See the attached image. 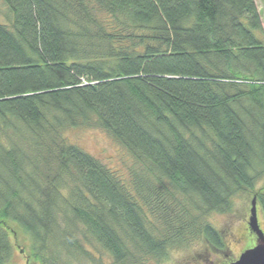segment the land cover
Here are the masks:
<instances>
[{"label": "trees", "instance_id": "1", "mask_svg": "<svg viewBox=\"0 0 264 264\" xmlns=\"http://www.w3.org/2000/svg\"><path fill=\"white\" fill-rule=\"evenodd\" d=\"M0 1V264L11 223L40 264L86 255L76 234L114 264H145L200 238L222 248L208 217L238 195L264 222L254 0ZM72 129L113 138L129 179L69 143Z\"/></svg>", "mask_w": 264, "mask_h": 264}, {"label": "rangeland", "instance_id": "2", "mask_svg": "<svg viewBox=\"0 0 264 264\" xmlns=\"http://www.w3.org/2000/svg\"><path fill=\"white\" fill-rule=\"evenodd\" d=\"M254 2L260 16L264 41V3L263 0H254ZM9 18L7 8L0 1V23L7 24ZM65 138L69 143L98 159L122 180L129 179L130 169L133 165L132 159L104 131L72 129L65 133ZM259 188L260 186H257L256 190ZM251 198L252 193L238 195L233 199L229 212L213 213L208 217L209 224L217 231L224 245L220 252L211 250L205 240L200 238L184 247L171 249L164 259L158 261L150 259L145 264H229L249 246L246 219L250 218L251 201H253ZM260 226L264 232L261 212ZM9 229V239L13 248L10 264H40L33 257L31 243L21 229L14 223L9 224ZM73 241L84 247L86 255L75 253L71 257L72 264H114L111 257L99 248L84 246L80 235L76 234ZM228 251L230 253L227 256L226 252ZM225 256L229 259L225 260Z\"/></svg>", "mask_w": 264, "mask_h": 264}, {"label": "water", "instance_id": "3", "mask_svg": "<svg viewBox=\"0 0 264 264\" xmlns=\"http://www.w3.org/2000/svg\"><path fill=\"white\" fill-rule=\"evenodd\" d=\"M249 227L257 237L255 246L244 251L236 261L230 264H264V233L258 226L255 199L251 203Z\"/></svg>", "mask_w": 264, "mask_h": 264}, {"label": "flooded vegetation", "instance_id": "4", "mask_svg": "<svg viewBox=\"0 0 264 264\" xmlns=\"http://www.w3.org/2000/svg\"><path fill=\"white\" fill-rule=\"evenodd\" d=\"M254 198H255V202H256V214H257V220H258V224H259V229L261 230V229H262V226H260V210H259V206H258V200L256 199L255 196H252L251 200H254ZM251 202H252V201H251ZM249 217H250V216H249ZM246 227H247V234H248V238H249V239H248V244H249V246L246 247V248L242 251V253H243L244 251L248 250V249L253 248V247L255 246V244H256V241H257L256 234L253 233V232L251 231L250 227H249V218L246 219ZM261 231H262V230H261ZM263 233H264V232H263ZM223 246H224V245H223ZM208 247H210L211 250H213V251H215V252H220V251H221L220 249L223 248V247H222V248L211 247V246H209V245H208ZM229 253H230V251L226 252V255L228 256ZM242 253H241V254H242ZM241 254H239V256H240ZM227 256H225V260H228V259H229ZM239 256H238L236 259H234V260H237V259L239 258ZM234 260H231V262L234 261ZM231 262H229V264H230Z\"/></svg>", "mask_w": 264, "mask_h": 264}]
</instances>
